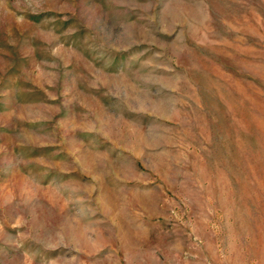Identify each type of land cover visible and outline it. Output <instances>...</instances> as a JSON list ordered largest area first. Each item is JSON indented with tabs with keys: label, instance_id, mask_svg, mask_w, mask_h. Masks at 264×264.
I'll list each match as a JSON object with an SVG mask.
<instances>
[{
	"label": "rangeland",
	"instance_id": "obj_1",
	"mask_svg": "<svg viewBox=\"0 0 264 264\" xmlns=\"http://www.w3.org/2000/svg\"><path fill=\"white\" fill-rule=\"evenodd\" d=\"M0 264H264V0H0Z\"/></svg>",
	"mask_w": 264,
	"mask_h": 264
}]
</instances>
